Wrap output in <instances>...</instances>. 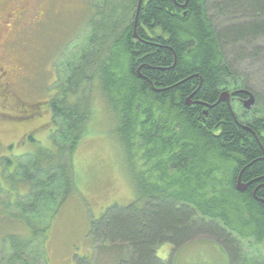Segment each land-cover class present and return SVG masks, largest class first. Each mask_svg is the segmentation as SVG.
<instances>
[{
    "label": "trees",
    "instance_id": "trees-1",
    "mask_svg": "<svg viewBox=\"0 0 264 264\" xmlns=\"http://www.w3.org/2000/svg\"><path fill=\"white\" fill-rule=\"evenodd\" d=\"M127 1L130 10L135 6L131 18L119 29L114 23L90 79L129 156L135 198L92 220L89 236L127 244L130 256L120 264H169L156 255L158 245L179 247L201 237L233 257L241 246L233 234L238 226L249 227L257 243L264 239V98L259 101L238 68L264 54L263 46H252L264 39V0H142L138 39V0ZM112 2L105 0L106 7ZM239 88L253 90L255 98L250 109L241 106V117L232 108L241 103L236 97L234 115L225 102L215 104L222 91ZM54 95L48 102L52 118L64 124L51 139L66 143L72 172V151L89 113L79 109L77 94ZM71 127L76 130L69 135ZM9 165L2 170L9 183L0 189L21 193L9 192L11 203L12 197L29 196L31 187L21 191ZM31 166L37 167L34 161ZM240 171L243 191L236 189ZM73 184L67 182L68 191ZM36 199L31 193L30 201ZM13 243L7 264L18 263L16 248L27 241Z\"/></svg>",
    "mask_w": 264,
    "mask_h": 264
},
{
    "label": "rangeland",
    "instance_id": "rangeland-1",
    "mask_svg": "<svg viewBox=\"0 0 264 264\" xmlns=\"http://www.w3.org/2000/svg\"><path fill=\"white\" fill-rule=\"evenodd\" d=\"M26 1L8 0L7 5L0 6V16L8 6L16 7ZM29 1L34 21L26 25L9 22L6 30L0 25V61L16 70L11 76V89L24 104L20 108L17 102H3L0 98V187L9 183L5 179L7 171L2 170L7 166V170L11 169L10 163L14 166L12 182L20 185L21 191L31 187L29 196L12 197L13 204L9 202V192L21 194L20 191L13 187L11 190V186L0 189V264H7L10 259L12 246L16 245L13 242L26 241L24 247L17 245L20 248H16V264H42L44 256L48 264H120L129 258V246L92 240L89 230L91 221L99 219L108 207L126 206L134 200L132 167L115 132L116 122L90 77L113 28L116 25L119 29L129 21L134 3L130 10L127 0H113L107 7L105 0ZM255 44L264 49V39L252 46ZM92 57H96L93 62ZM238 68L262 97L261 102L264 54L258 60H246ZM61 90H67L69 98L77 94L79 109L85 115L89 113L81 124L84 135L72 151V172L66 143L56 140L58 147L51 139L64 123L52 118L48 102ZM34 103H39L38 112L24 120L18 118L29 114L23 110ZM241 106L237 101L232 103L239 117L245 115ZM12 122L17 123L18 130ZM75 130L71 127L69 135ZM24 131L30 135L23 137ZM33 161L38 168L31 166ZM70 181L74 184L68 191ZM31 193L37 197L32 202ZM238 228L233 234L239 236V247L248 249L259 244L247 235L252 232L249 227ZM155 253L169 264L226 262L224 248L207 237L179 247L164 243L156 247Z\"/></svg>",
    "mask_w": 264,
    "mask_h": 264
},
{
    "label": "flooded vegetation",
    "instance_id": "flooded-vegetation-1",
    "mask_svg": "<svg viewBox=\"0 0 264 264\" xmlns=\"http://www.w3.org/2000/svg\"><path fill=\"white\" fill-rule=\"evenodd\" d=\"M2 4L7 5L8 0H0V6ZM31 6L32 5L29 0H27L25 4H22L16 7L8 6L6 13L3 16H0L1 27L6 30L9 22L15 23L16 21L20 25H26L28 24L29 21H34L35 20V18L33 19L34 14L30 12ZM40 14L41 12L38 13V15ZM1 37L2 35L0 34V39ZM15 71H16L15 69L11 68L9 65L6 66L5 63L0 61V98L3 102H9V101L17 102V105H19V107L21 108L22 106H24L23 102H21L18 98L15 97L13 90L11 89L12 88L11 76L13 75ZM239 90L241 89L239 88ZM242 95H245V94L239 93V94H236L235 96L236 99L240 101L241 103L247 97V96L244 97ZM38 105L39 103L29 104L28 105L29 109L23 110V112H29V114L20 115L18 118H20L21 120H24L25 118L33 116L36 112H38L37 111ZM25 122H28V121H25ZM11 124L13 128L15 127L18 130L16 122H12ZM29 133H30L29 131L28 133L25 132L24 134H22V136L23 137L29 136L30 135ZM20 139L18 140V142H20ZM0 180H2V178ZM242 234L245 235L244 233ZM248 234L252 235V237L255 238L253 232H247V235ZM238 241L240 242V240ZM225 253H226L225 264H264V239L259 244L254 245L248 249H243L241 247H238V250L236 254L233 255V257L228 256L226 251Z\"/></svg>",
    "mask_w": 264,
    "mask_h": 264
},
{
    "label": "water",
    "instance_id": "water-1",
    "mask_svg": "<svg viewBox=\"0 0 264 264\" xmlns=\"http://www.w3.org/2000/svg\"><path fill=\"white\" fill-rule=\"evenodd\" d=\"M141 1L142 0H138V5H137L136 13H135L134 34H133L135 39H138V36H137V33H136V24H137V17H138ZM182 6H184V5H182ZM239 93H243V94H245L247 96L243 100V106H244L245 109H250L251 106L255 102V98H254V94L251 91L246 90V89H243V90L237 89V90H234V91H226V90H224V91H222L220 93L219 98H218V100H217V102L215 104H217L219 102H225L230 107L232 98H235L236 94H239ZM193 103L194 102L191 100V97L190 96L187 97L186 104L187 105H191ZM206 106L210 107L209 105H206ZM232 113H233V111H232ZM233 115H234V113H233ZM240 174H241V171L239 172V175L237 177L236 189L239 190V191H243V190H245L247 188V184L241 182Z\"/></svg>",
    "mask_w": 264,
    "mask_h": 264
},
{
    "label": "bare ground",
    "instance_id": "bare-ground-1",
    "mask_svg": "<svg viewBox=\"0 0 264 264\" xmlns=\"http://www.w3.org/2000/svg\"><path fill=\"white\" fill-rule=\"evenodd\" d=\"M241 90H243V89H241ZM233 91H234V90H233ZM228 107H229V106H228ZM229 109L232 110L231 106L229 107ZM206 112H207V111H206Z\"/></svg>",
    "mask_w": 264,
    "mask_h": 264
}]
</instances>
